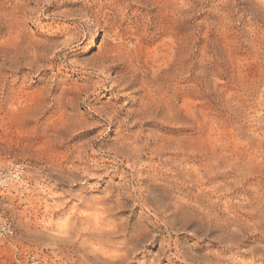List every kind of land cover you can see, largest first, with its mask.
Returning a JSON list of instances; mask_svg holds the SVG:
<instances>
[{"label": "rangeland", "instance_id": "1", "mask_svg": "<svg viewBox=\"0 0 264 264\" xmlns=\"http://www.w3.org/2000/svg\"><path fill=\"white\" fill-rule=\"evenodd\" d=\"M0 172V264H264V0H0Z\"/></svg>", "mask_w": 264, "mask_h": 264}, {"label": "built area", "instance_id": "2", "mask_svg": "<svg viewBox=\"0 0 264 264\" xmlns=\"http://www.w3.org/2000/svg\"><path fill=\"white\" fill-rule=\"evenodd\" d=\"M19 172V173H18ZM18 175L22 173L20 169L16 172ZM3 175L0 172V183L4 182ZM15 236V229L6 216L0 212V237L2 238H13ZM31 264H45L42 261L36 259L34 256L31 257Z\"/></svg>", "mask_w": 264, "mask_h": 264}]
</instances>
